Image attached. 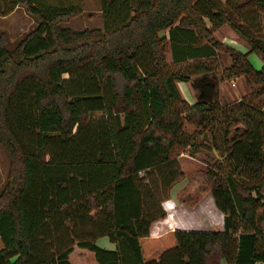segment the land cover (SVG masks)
Wrapping results in <instances>:
<instances>
[{
  "label": "trees",
  "instance_id": "obj_1",
  "mask_svg": "<svg viewBox=\"0 0 264 264\" xmlns=\"http://www.w3.org/2000/svg\"><path fill=\"white\" fill-rule=\"evenodd\" d=\"M101 5L103 29L75 32L62 24L83 14V0H0V17L21 6L38 23L13 49L0 33V144L9 160L0 264H72L75 246L98 264L264 263V100L189 104L177 83L211 69L200 63L171 72L172 38L161 36L176 25L195 33L230 56L229 79L244 76L264 87V67L257 71L248 59L257 53L264 61V0ZM225 24L248 53L215 38ZM185 122L210 126L214 142L219 134L216 150L226 167H209L198 178L224 227L155 237L152 225L166 212L162 205L159 214L146 209L154 195L142 186L143 173L192 149ZM104 236L118 243L116 251L96 245Z\"/></svg>",
  "mask_w": 264,
  "mask_h": 264
},
{
  "label": "rangeland",
  "instance_id": "obj_2",
  "mask_svg": "<svg viewBox=\"0 0 264 264\" xmlns=\"http://www.w3.org/2000/svg\"><path fill=\"white\" fill-rule=\"evenodd\" d=\"M222 1L225 2L226 0ZM84 5L87 8H85L86 11L94 13V16L95 13L101 11L99 9V7L101 8L100 0H84ZM25 12L22 10L17 11L12 18L0 17V33L5 32L1 31L4 29L10 30V35L5 32L7 34L9 48H13L17 45L18 42L37 26L36 21H33V25L29 24L30 21L28 19L31 17L26 15ZM32 20L35 19L32 18ZM62 27L71 29L75 32H81L86 29L103 28L104 19L102 13H100L99 22L90 17L88 18V14L86 13L84 16L76 17L70 22L62 24ZM236 36L238 39L244 41L240 35ZM248 59L257 71L262 70L264 67V61L259 54L252 53L249 55ZM230 61H232L230 56L219 50V59H217L215 63H210L214 71L212 72L214 80L226 81L225 83H228L231 89L235 90L236 94H242L241 88L238 86L234 88L232 86L233 84L231 81L234 80L233 82L237 84L238 79H234L233 77H231V79L227 78L228 68L226 67ZM192 69H194V65L190 66L189 64L170 67L173 73L179 72V70L181 73H187ZM183 87L184 86L181 88L183 89ZM245 88L248 97L253 98L260 96L261 100H264V87L255 85H251L250 87L246 84ZM187 90L190 92L189 84L186 86L185 93H187ZM241 94L238 97L242 98L243 96ZM190 99H192V96ZM220 103L222 107L229 105L225 98H223ZM184 131L191 137L190 144H192V149L187 148L184 154L178 157L177 161L162 167L159 171L143 173V175L147 177V180L142 186H148L154 195V198L150 197V199L147 200L146 209L148 210L150 208L154 210L156 214H159L157 206L162 205L163 209L168 208V212H166V217L164 218L165 221H158L153 225L152 232L155 235L168 229V222L170 224L169 226L175 229L185 228L198 231H221L224 227V215L216 208L210 191L205 189L206 185L204 180L198 178L199 173L205 171L209 167L218 166L219 164H221L222 167L225 166L224 156L218 149L216 150V144H218V142L220 143L219 134L216 136L217 142H214L213 137L215 136L210 126L206 125L205 127L198 128L187 122L184 123ZM171 171H174L175 175H171ZM8 172V156L0 144V193L7 184ZM171 182V188H166L167 184ZM171 194H174L172 200H170ZM96 244L104 248L110 243L107 238L100 237L96 240ZM70 261L72 264H97L92 252L80 250L78 248H75L70 256Z\"/></svg>",
  "mask_w": 264,
  "mask_h": 264
},
{
  "label": "crops",
  "instance_id": "obj_3",
  "mask_svg": "<svg viewBox=\"0 0 264 264\" xmlns=\"http://www.w3.org/2000/svg\"><path fill=\"white\" fill-rule=\"evenodd\" d=\"M60 1L61 2L64 1V2H66V4H68V2L69 3L70 2H76L77 0H55V2L57 4H59ZM85 8L86 7L84 5V0H83V14L81 16H84L87 13L88 18L90 17L94 20H97V22H99L100 13H102V5H101V8L99 7V9L101 11H98V13H95V16H94V13L87 12L86 11L87 8L86 9ZM24 9H25L24 7L20 6L11 15H9L7 17H2V18H12L13 15L15 14V12L21 11V10L25 12ZM26 15H28V14L26 13ZM102 15H103V13H102ZM28 16H30V15H28ZM32 18L33 17L28 19L30 21L29 24H31V25H33L34 24L33 21H35V20H32ZM206 22H207L208 27L211 28L212 26L209 23V21L206 20ZM37 25H38V23H37ZM226 27H228V28H226ZM94 29H103V28H94ZM89 30H91V29H89ZM1 31H5V32H7V34L10 35L9 29H7V30L4 29ZM236 35H238V34L234 31V29L229 24H225L219 28H216L214 31L215 38L218 39L220 42H222L224 45L232 47V48L236 49L237 51H239L243 54L248 53L249 46H248L247 42L244 39H243L244 41H242L241 39H238ZM161 36L166 37L168 40H171V38H172L171 48L169 49V52L167 53V63L169 64V67L181 66V65H185V64H189L190 66H192V65H197V64L203 63V64H207L211 69L209 72L193 75L188 82L180 81L177 83V86H178L183 98L189 104L194 105L196 103H212L215 99H218L221 102V100L223 98H225L226 101L229 103V105H232V104L239 102L242 99L248 97V95L246 93L245 85L247 84L248 86L251 87V84H248L246 82L244 76L233 77L234 79H236V78L238 79L237 84L235 82H233L234 80L231 81L233 84L232 86L234 88H236L237 86L239 88H241L242 94L241 93L240 94L243 96L242 98L238 97L240 94H236L235 90L231 89V87L228 85V83H225L226 81L214 80V76L212 73L214 71H213L210 63H215V61L217 59H219V50L212 48V46L206 40L199 38L195 33H192L190 31L183 29V28L177 27V25L173 27L172 31L167 30V31L163 32L161 34ZM13 48H10V49H13ZM228 65L226 68H230L232 66V61H230V63ZM179 72L181 73L180 70H179ZM188 84H189L190 92L187 90V93H185L186 92L185 91L186 86ZM182 86H184L183 89L181 88ZM183 90H184V93H183ZM191 96H192V99H190ZM173 197H174V194L173 195L171 194L170 200H172ZM167 209L168 208H164V211L168 212ZM164 221L165 220L163 219L162 222H164ZM153 225H152V228H153ZM167 225H168L167 226L168 229L164 230L162 233H160L158 235L153 234L152 228H151V235L155 236V237L160 236V235H162L165 232L170 231V230L198 231V230L185 229V228H177V229L171 228L169 226L170 225L169 222ZM202 232H208V231H202ZM104 237L108 239L110 244H107V246H105L102 249L108 250V251H116L117 247H118V243H113L110 241V239L108 237H106V236H104ZM95 243H96V241H95ZM75 248H78V247L75 246ZM75 248H74V250H75ZM78 249H80V248H78ZM80 250H83V249H80ZM84 251H87V250H84ZM257 264H264V263H257Z\"/></svg>",
  "mask_w": 264,
  "mask_h": 264
}]
</instances>
